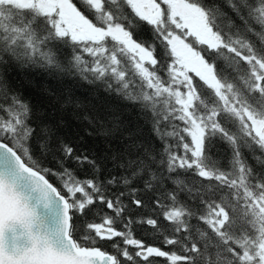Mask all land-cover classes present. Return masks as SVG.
Masks as SVG:
<instances>
[{
	"label": "snow or ice",
	"instance_id": "obj_1",
	"mask_svg": "<svg viewBox=\"0 0 264 264\" xmlns=\"http://www.w3.org/2000/svg\"><path fill=\"white\" fill-rule=\"evenodd\" d=\"M13 67L96 95L49 111ZM159 258L264 264V0H0V264Z\"/></svg>",
	"mask_w": 264,
	"mask_h": 264
},
{
	"label": "trees",
	"instance_id": "obj_2",
	"mask_svg": "<svg viewBox=\"0 0 264 264\" xmlns=\"http://www.w3.org/2000/svg\"><path fill=\"white\" fill-rule=\"evenodd\" d=\"M71 49L68 50L70 54ZM8 80L13 86V88L23 92L24 96L31 99L34 104L38 106L47 107L49 111L52 110V106L48 104V97L44 95V89L50 88L58 95H62L67 87H71L76 96L80 97L82 100H91L96 95V88L92 85L87 84L84 81H77L69 83L64 81L63 83L57 81L56 79L50 78L44 72L39 70H26L20 68H10L8 72ZM101 99H111L105 98L101 95ZM135 114V113H133ZM58 116H65V128L63 129V134L66 135L69 142L73 144L79 151L84 152H95L97 149L101 148V141L96 139L95 136H90L88 133L90 129L87 124L79 122L72 117L71 111L64 113L58 112ZM219 151L223 155L227 151L226 145H220ZM45 167L55 168L57 165L53 162L52 157H48ZM75 167V165H73ZM81 176L84 175L83 172L80 173ZM55 182V178H51ZM151 231L150 229L148 230ZM138 235H145L143 231L139 232ZM159 243V241H155ZM102 247L108 251H113L111 249L109 242H102ZM163 259H158L157 262H163Z\"/></svg>",
	"mask_w": 264,
	"mask_h": 264
},
{
	"label": "flooded vegetation",
	"instance_id": "obj_3",
	"mask_svg": "<svg viewBox=\"0 0 264 264\" xmlns=\"http://www.w3.org/2000/svg\"><path fill=\"white\" fill-rule=\"evenodd\" d=\"M109 252H110V251H109ZM159 259H160V258H159ZM162 259H163V258H162ZM157 261H158V260H157ZM157 261L155 262V264H166V261H165L164 259L162 260L163 262H157Z\"/></svg>",
	"mask_w": 264,
	"mask_h": 264
}]
</instances>
